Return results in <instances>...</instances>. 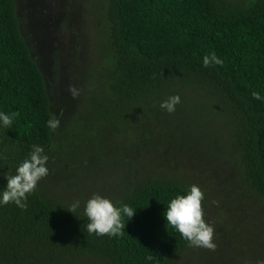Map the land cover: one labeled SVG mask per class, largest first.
I'll use <instances>...</instances> for the list:
<instances>
[{"label":"trees","instance_id":"trees-1","mask_svg":"<svg viewBox=\"0 0 264 264\" xmlns=\"http://www.w3.org/2000/svg\"><path fill=\"white\" fill-rule=\"evenodd\" d=\"M106 18L112 47L106 92L95 119L112 120L135 102L149 99L180 78L206 90L236 123L235 147L247 181L264 196V0L226 7L220 0H108ZM215 52L223 61L204 67ZM0 111L18 113L0 127V189L4 174L30 153L50 146L54 131L44 76L21 34L15 0H0ZM188 187L152 180L116 202L135 214L123 218L117 235L87 234L84 212L27 194L23 209L0 206V261L54 264L67 258H94L107 264H168L190 245L164 218L168 202ZM152 259L149 260L148 257Z\"/></svg>","mask_w":264,"mask_h":264},{"label":"rangeland","instance_id":"rangeland-1","mask_svg":"<svg viewBox=\"0 0 264 264\" xmlns=\"http://www.w3.org/2000/svg\"><path fill=\"white\" fill-rule=\"evenodd\" d=\"M220 1L243 8L255 0ZM15 3L21 34L45 79L52 115L60 120L44 148L49 174L37 183L38 193L67 207L79 200L76 210L83 212L94 193L116 203L152 180L189 189L196 184L204 191L205 220L214 227L216 248L190 246L168 264H264V196L247 181L235 147L236 123L224 104L177 78L121 116L96 120L112 57L108 0ZM177 94L181 102L173 113L159 107ZM54 264L107 263L67 258Z\"/></svg>","mask_w":264,"mask_h":264},{"label":"clouds","instance_id":"clouds-1","mask_svg":"<svg viewBox=\"0 0 264 264\" xmlns=\"http://www.w3.org/2000/svg\"><path fill=\"white\" fill-rule=\"evenodd\" d=\"M223 61L215 52L206 54L202 57V65L209 67L211 65H220ZM75 95V90L70 89ZM252 97L256 100H264V97L257 91L252 92ZM181 102V97L170 95L166 100L160 102L159 107L167 113H173L176 105ZM18 113H6L0 111V127H10L13 119ZM60 124V120L53 114L47 121V127L55 131ZM49 156L45 149L40 145H31L30 153L15 168L12 175L4 174L7 180L6 187L0 189V206L8 203H14L17 207L23 209L27 206V194L35 190L37 183L49 174L47 163ZM204 200V191L200 186L193 184L183 195H176L172 198L164 212V218L167 225H170L183 237L190 246L201 247L209 250H215L214 227L205 220V210L202 204ZM80 206V201H74L67 210L72 213ZM84 215L87 217V224L84 230L87 234L117 235L124 228L123 218L128 220L135 214L130 206L121 203L119 206L108 197L94 193L84 202ZM152 259L151 256L148 257Z\"/></svg>","mask_w":264,"mask_h":264}]
</instances>
